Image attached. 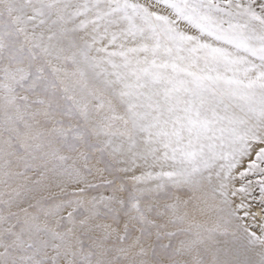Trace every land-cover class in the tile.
Listing matches in <instances>:
<instances>
[{
  "label": "snow or ice",
  "instance_id": "snow-or-ice-1",
  "mask_svg": "<svg viewBox=\"0 0 264 264\" xmlns=\"http://www.w3.org/2000/svg\"><path fill=\"white\" fill-rule=\"evenodd\" d=\"M0 264H264V0H0Z\"/></svg>",
  "mask_w": 264,
  "mask_h": 264
}]
</instances>
